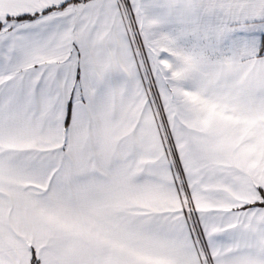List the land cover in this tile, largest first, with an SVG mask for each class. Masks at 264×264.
<instances>
[{
	"label": "snow or ice",
	"instance_id": "1",
	"mask_svg": "<svg viewBox=\"0 0 264 264\" xmlns=\"http://www.w3.org/2000/svg\"><path fill=\"white\" fill-rule=\"evenodd\" d=\"M0 264H264V0H0Z\"/></svg>",
	"mask_w": 264,
	"mask_h": 264
}]
</instances>
